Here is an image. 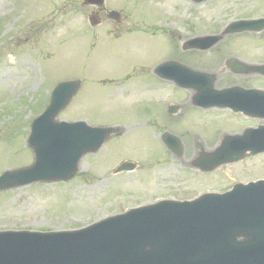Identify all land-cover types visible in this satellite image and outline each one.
<instances>
[{"label": "rangeland", "instance_id": "obj_1", "mask_svg": "<svg viewBox=\"0 0 264 264\" xmlns=\"http://www.w3.org/2000/svg\"><path fill=\"white\" fill-rule=\"evenodd\" d=\"M82 1L0 0V174L32 161L27 144L32 118L47 107L60 82L79 77L86 80L60 118H85L92 124L109 125L126 120L132 109L139 108L131 87L148 76L150 58L152 67L163 58L167 41L139 32L113 41L105 36L93 49L94 32L87 19L91 8L84 7ZM108 1L117 7L126 5L136 13L129 23L139 24L140 12L155 22L153 15L158 11L163 18L157 21L163 25V11H176L181 12L182 19H194L197 31L203 32L219 31L239 17L264 15V0H208L192 11L179 0ZM248 40L244 37L243 43ZM104 77L116 83H100L98 78ZM123 140L129 143L127 138ZM151 146L156 152L163 150L156 142ZM110 150L109 144L102 155ZM136 153L138 150L127 145L121 155ZM86 158L82 164L85 170L90 163V157ZM86 175L90 178L92 174ZM256 178H264V154L226 166L197 190L227 187L234 179ZM82 183L80 177L69 183L33 184L0 192V229H71L108 214L109 207L96 204L95 194H76ZM100 186L106 193L118 189L113 180Z\"/></svg>", "mask_w": 264, "mask_h": 264}, {"label": "water", "instance_id": "obj_2", "mask_svg": "<svg viewBox=\"0 0 264 264\" xmlns=\"http://www.w3.org/2000/svg\"><path fill=\"white\" fill-rule=\"evenodd\" d=\"M239 23L264 30V18ZM255 68L264 74V64ZM80 85L72 80L56 87L51 103L32 123L34 164L0 175V190L71 178L81 157L97 151L115 130L58 120ZM250 131L225 134L201 163L214 170L264 151V131L259 143L241 144ZM0 264H264V180L237 183L229 191L205 193L191 201L132 209L77 230L0 231Z\"/></svg>", "mask_w": 264, "mask_h": 264}, {"label": "flooded vegetation", "instance_id": "obj_3", "mask_svg": "<svg viewBox=\"0 0 264 264\" xmlns=\"http://www.w3.org/2000/svg\"><path fill=\"white\" fill-rule=\"evenodd\" d=\"M113 9L116 8L107 3L92 6L91 12L93 11L97 22L93 28L94 46L105 39V36L111 41L121 40L133 32H139L144 37L160 36L167 41L168 46L163 51L160 64L169 62L171 67L160 72V64L152 67L153 58H150L147 63L148 76L141 82L133 83L131 87V91L138 96L136 105L139 108L132 109L133 112L126 120L112 123L119 124L122 128L120 134H113L107 142L111 145L110 152L102 155L105 153L103 149L88 155L90 163L86 170L80 167L79 173H91V178L98 183L100 179L116 182L118 189L110 192L108 198L103 200L114 212L160 199H190L196 196L197 187L204 185L212 175L195 164L201 155L200 145L212 148L220 142L225 130L242 132L261 124L260 118L248 113H251L249 110L252 107L261 104L260 93L257 96L251 90H264V75L254 72L251 67L264 63V31L229 35L208 51L186 49L193 45L187 42L200 32L197 31L194 19H184L183 27H180L181 22L177 18L165 26H158V22H154L152 26L147 23V27L136 28L132 26L133 23H129L133 13L124 14V9L119 8L120 14H115L112 13ZM174 23L177 25H173ZM244 37L249 39L245 43ZM108 48L111 50V46ZM227 61L233 64L229 66ZM240 62L246 65L239 66ZM181 64L193 68L206 66L203 69L214 72L226 64V70L216 78L215 88L236 87L239 93H229L223 102L211 99L202 102L196 99L198 91L195 87L182 86L181 81L191 83L193 79L187 72L180 73ZM99 81L104 85L116 83L115 79L106 77ZM204 87L208 88L209 85L204 84ZM220 103L229 105L223 107ZM126 138L129 143L124 142L123 139ZM176 138L181 143L178 148L175 146ZM152 142L160 144L162 152L154 151ZM127 145L133 151L138 150L137 156L121 155ZM123 164L132 169L116 172ZM205 190L222 188L209 187Z\"/></svg>", "mask_w": 264, "mask_h": 264}]
</instances>
